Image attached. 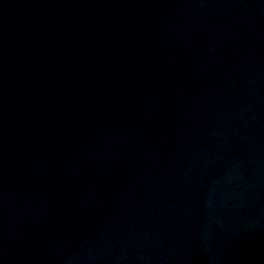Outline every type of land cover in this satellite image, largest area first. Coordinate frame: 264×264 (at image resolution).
I'll list each match as a JSON object with an SVG mask.
<instances>
[{
  "label": "water",
  "instance_id": "water-1",
  "mask_svg": "<svg viewBox=\"0 0 264 264\" xmlns=\"http://www.w3.org/2000/svg\"><path fill=\"white\" fill-rule=\"evenodd\" d=\"M0 264H264V0H0Z\"/></svg>",
  "mask_w": 264,
  "mask_h": 264
}]
</instances>
